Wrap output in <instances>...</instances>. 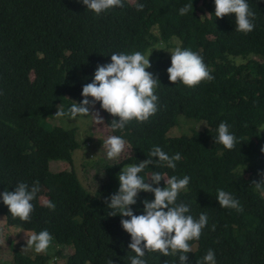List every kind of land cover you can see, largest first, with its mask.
<instances>
[{
	"label": "trees",
	"instance_id": "trees-1",
	"mask_svg": "<svg viewBox=\"0 0 264 264\" xmlns=\"http://www.w3.org/2000/svg\"><path fill=\"white\" fill-rule=\"evenodd\" d=\"M137 2L145 5L143 11L136 10ZM191 2L193 10L180 15L179 9ZM248 3L255 28L245 34L235 30V14L215 17L214 0H124L122 8L99 16L78 0H0V193L13 191L17 182L40 185L30 222L14 219L0 199L7 224L37 233L47 229L58 244L73 245L66 264H108L110 258L114 264H130L135 253L121 225V219L129 217L108 216L105 198L118 191L123 166L148 159L150 150L159 146L169 156L181 154L175 170L158 164L159 172L190 177L185 198L179 194L177 202L190 205L196 218L200 213L208 217L200 239L190 242L191 264L209 249L217 264H264V193L252 184L264 172V132L257 136V127L264 126V0ZM156 21L160 33L149 34ZM113 28L117 34L111 33ZM172 39L179 40L181 48L202 49L214 80L196 87L173 84L167 73L171 56L158 50L151 63L160 81L156 114L147 122L133 120L123 131H113V117L102 109L110 133L126 140L130 154L107 165L97 195L82 185L73 167L53 172L50 163L71 162L80 144L75 128L48 121L57 106L67 110L82 101L83 85L91 82L98 64L111 61L113 52L145 54ZM180 114L204 119L209 126L167 136ZM222 121L237 138L232 150L215 143ZM153 172L150 164L139 175L147 180ZM159 186H164L163 180ZM217 189L230 192L243 211L220 207ZM44 190L54 210L41 202ZM144 199L152 200L154 194L141 191L131 206L134 214L143 213ZM13 257L14 264H46L49 259L18 249ZM144 259L147 264H179L178 254L146 253Z\"/></svg>",
	"mask_w": 264,
	"mask_h": 264
},
{
	"label": "clouds",
	"instance_id": "clouds-1",
	"mask_svg": "<svg viewBox=\"0 0 264 264\" xmlns=\"http://www.w3.org/2000/svg\"><path fill=\"white\" fill-rule=\"evenodd\" d=\"M97 16L113 8H122L124 0H78ZM215 17L224 18L235 14V30L249 33L254 30L255 13L249 6L248 0H214ZM137 11H143V3H135ZM193 10V3L184 5L179 9L180 15H186ZM171 52V66L167 68L168 79L173 84L182 83L187 87H196L203 81H212L214 76L211 69L204 62L203 56L190 48L176 47ZM151 55V54H150ZM140 51L132 53L113 52L111 61L98 64L90 83L82 87L83 100L72 104L67 110L61 106L55 113L57 117L75 119L77 116L93 115L96 125L104 124V118L95 109L99 102L100 107L113 117L111 129L123 131L125 126L135 120L139 123L147 122L158 111L159 96L156 89L159 78L146 69L151 67L149 56ZM3 93L0 92V95ZM89 97L92 99L90 100ZM206 125V124H205ZM200 126V125H199ZM199 128V127H198ZM264 132V126L257 127V136ZM215 143L222 144L226 149H234L237 138L230 131V126L222 121L217 128ZM126 140L119 135H109L103 141L107 158L116 159L126 147ZM264 152V148L261 149ZM155 158V159H153ZM181 160V154L169 156L159 146H154L148 159L135 164L123 166L119 172L118 191L105 198L108 216L129 217L121 219L122 228L130 234L131 242L128 248L135 255L130 257V264H147L144 259L146 253L159 252L163 256L178 254L179 264H191L188 253L192 252L191 241H198L203 229L208 223L206 213H200L196 218L190 214V205L177 202L179 194L187 189L190 177L167 176L161 172H153L145 178L139 175L150 164L166 165L175 170L176 162ZM164 181L161 187L160 182ZM256 191L264 193V172L261 179L252 181ZM156 185V186H153ZM149 192L154 199H144L143 213L134 214L132 205L137 203L138 194ZM40 192L39 181L32 186L26 182H17L14 190L5 189L0 193V199L8 207L9 213L21 221L30 222L34 211V201ZM216 200L220 207L235 209L242 212L243 208L238 199L223 189H217ZM45 207L54 210L55 204L44 200ZM212 230H215L213 225ZM52 234L47 230L26 235V246L22 251L27 254L30 250L36 253H46L53 241ZM108 264H114L110 258ZM164 264H168L165 260ZM175 264V262H174ZM196 264H217L215 252L209 249L202 260Z\"/></svg>",
	"mask_w": 264,
	"mask_h": 264
},
{
	"label": "rangeland",
	"instance_id": "rangeland-1",
	"mask_svg": "<svg viewBox=\"0 0 264 264\" xmlns=\"http://www.w3.org/2000/svg\"><path fill=\"white\" fill-rule=\"evenodd\" d=\"M131 2L135 0H130ZM200 8L204 11L205 8L200 3ZM203 10H199L200 14L205 13ZM152 15H150V18ZM159 21L149 26L148 31L155 34H159ZM112 34H117V29H111ZM181 47L180 42L177 39H172L168 43L160 42L155 44L152 48L145 51V56H149L150 63L156 58L158 50H164L168 56H171L172 50L176 47ZM210 46H215L211 43ZM202 54V49L197 51ZM125 53H132V51H126ZM241 61V60H238ZM151 72V67L146 69ZM31 78L35 80L34 73H31ZM68 96V95H67ZM91 100L92 98L89 97ZM59 106L63 107L61 104ZM100 112V115L104 118V124L96 125L94 123L93 115L77 116L75 119H69L67 117H57L55 113L58 111V107L54 111V116L48 118L50 123L63 126L65 128H75L77 131V138L80 142L79 147L72 152V161L56 160L50 163V169L53 172L65 170L73 167L82 183V185L92 194L97 195L99 187L106 180V168L107 165L116 160H123L130 154V149L126 145L124 151L116 159L110 160L106 155V148L103 146V141L107 139L110 133V128L107 127L102 108L95 105V109ZM48 122V123H49ZM206 124V125H205ZM200 125V126H199ZM208 122L204 119L189 118L183 114L178 116L177 124L174 125L167 133V136H178L181 134H192L194 131H199L207 128ZM199 127V128H198ZM154 169L159 172L158 164H154ZM48 193L44 190L40 193V200L43 203L44 200H48ZM185 198V192L180 193ZM32 231H27L21 227L15 225H8L6 218L3 214H0V264H14L13 250L18 249L22 251V248L26 246V235H30ZM73 245L58 244L53 239L51 246L47 250L48 261L46 264H66L68 257L74 252ZM28 255L36 257L38 253L34 250L27 252Z\"/></svg>",
	"mask_w": 264,
	"mask_h": 264
}]
</instances>
